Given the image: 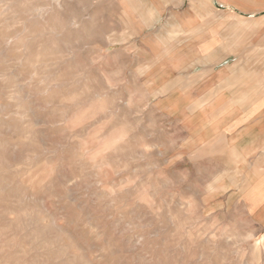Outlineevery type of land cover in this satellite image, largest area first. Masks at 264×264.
Masks as SVG:
<instances>
[{"label": "rangeland", "instance_id": "obj_1", "mask_svg": "<svg viewBox=\"0 0 264 264\" xmlns=\"http://www.w3.org/2000/svg\"><path fill=\"white\" fill-rule=\"evenodd\" d=\"M213 7L0 0V264H264V217L234 195L232 131L201 142L182 110L223 91L200 62L239 78L233 106L264 82L263 15L247 58Z\"/></svg>", "mask_w": 264, "mask_h": 264}, {"label": "bare ground", "instance_id": "obj_2", "mask_svg": "<svg viewBox=\"0 0 264 264\" xmlns=\"http://www.w3.org/2000/svg\"><path fill=\"white\" fill-rule=\"evenodd\" d=\"M136 8L132 7V10L136 11ZM253 29H255V27L252 26L250 21V24L239 32H229L228 41H230L232 45L241 42L246 48L245 54L247 58L251 56L249 49L259 46V44L252 42V40L257 37ZM241 32H243V34ZM218 42L219 41H216V43ZM226 47L222 45L220 48V52L223 53L224 57L227 56V54L224 55L227 49ZM231 53H233V50ZM223 67L225 68V66ZM240 72L243 74L245 73L243 70ZM246 76L247 78L243 80L241 85L249 84L248 79L250 76L248 74ZM261 77L264 78L263 75ZM253 82L256 83L257 88L252 92L245 91V95H242L241 98L243 103H239L240 105L236 103L237 106H233V103L237 101L236 97L231 99L228 95L223 93V91H214L210 97L209 95L202 97V93H200L198 97L194 96L193 98H182V95L180 97L176 96L174 101L178 104L182 100L188 103V98H190L189 101L192 100L187 107L182 109L184 110L183 112H187L183 113V115L188 118V125L193 127V134L198 136L201 142L203 139H209L215 133H219L223 128L232 131L231 137L227 141V146L229 148L227 157L231 163H234L236 171L240 174L239 179L234 181L236 185L233 184L237 186L236 189L240 193L237 191L238 194L234 193V195L245 198L251 210H260L262 217H264V95L262 94L264 92V82L262 84L258 79ZM183 93V91L180 93L177 92L179 95ZM178 108L179 105L172 106V112L170 113H173V111H176ZM188 111L194 114H190ZM196 113L198 114L197 116H195ZM192 116L195 118L192 119ZM238 127L240 129H238ZM238 143H240V146ZM257 156H259L258 160L252 163L250 160ZM259 247L260 246H258V251Z\"/></svg>", "mask_w": 264, "mask_h": 264}, {"label": "crops", "instance_id": "obj_3", "mask_svg": "<svg viewBox=\"0 0 264 264\" xmlns=\"http://www.w3.org/2000/svg\"><path fill=\"white\" fill-rule=\"evenodd\" d=\"M209 1L210 0H202V2H204L205 5L208 4ZM212 1L214 3V7L210 9L211 11L210 14H214L213 20L223 19L226 21L227 19L226 17H228L230 21H232V19L233 20L235 19L234 21L236 23H239V25L241 26L240 30H242L243 28H245V26L248 25L247 22L251 18H253V16L263 15V17H260V19L264 20V0H212ZM198 21L196 20L195 24H197ZM229 29L233 30V28H228V30ZM208 65L210 69L208 70L207 73L209 74H207L205 71L207 69V66L204 63L203 65L201 64V62L199 63V66L197 68H199L198 73L200 74V76L201 77L203 76L204 79H209V81L212 80L211 78L221 79L222 80L221 82L216 81L215 83V86L218 87V89L216 90H223V93L230 94L231 91L226 90V87L228 89L230 88L231 90L232 80L239 78L232 75L231 70L227 68L226 64H221V63L217 64L213 62L210 63L208 62ZM223 66H225V68Z\"/></svg>", "mask_w": 264, "mask_h": 264}]
</instances>
